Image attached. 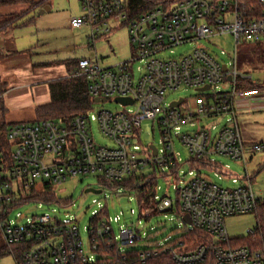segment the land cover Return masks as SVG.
<instances>
[{
	"label": "built area",
	"instance_id": "2783aa9c",
	"mask_svg": "<svg viewBox=\"0 0 264 264\" xmlns=\"http://www.w3.org/2000/svg\"><path fill=\"white\" fill-rule=\"evenodd\" d=\"M80 3L83 15L73 18L71 26L90 29V48L116 29L126 27L133 55L126 62L108 67L95 52L92 57L77 61L73 76L85 80L93 104L95 99H104L105 102L95 103L101 104L118 98L129 99L132 104L117 102L123 110L102 109L94 115H89L90 109L69 123L13 122L0 130V231L15 263L19 264L14 247L21 250V264H99L100 258L106 259L100 253L105 246L113 250V257L125 260L127 248L143 240L141 230L128 228L116 237L112 220L101 205L92 213L87 249L77 217L61 219L47 213L27 218L24 225H19L10 216L20 206L41 204L32 198L54 193V189L71 179L94 176L100 187L118 192L127 180L137 179L149 170L151 177L174 180L178 198H160L156 188L148 202L139 194L141 214L150 218L154 213L176 208L186 232L199 230L205 240L195 248L182 238L168 237L154 245L145 240L143 243L148 246L138 249L142 264L162 255L169 256L174 264H204L209 257L214 264H264L261 252L233 244L225 224L231 217L258 214L264 206V193L256 195L246 161L248 150L262 153L264 145H246L237 116L238 105L257 91L238 89L241 76L236 61L222 64L198 44L223 35L233 36L236 44L258 40L264 37V13L255 16V12L245 10V3L240 0H184L169 9L156 8L130 18L125 0ZM188 44L196 45L179 57L165 56ZM137 62L141 66L135 70ZM206 87L209 90L201 91ZM182 89L201 94L214 92L208 100H199L194 108L183 99L180 106H172L180 100L165 103L168 94ZM3 96L0 89V100ZM210 119L225 122L218 130L215 125L201 127ZM144 121H152L159 130L162 149L141 144ZM93 124L109 145L96 142ZM188 126L198 129L182 132ZM176 141L190 156L191 170L186 175L181 172L183 163L175 150ZM215 156L243 162L245 176L223 175V166L215 161ZM203 168L229 176L234 187H224L206 178ZM141 178L134 186L147 187L148 179ZM186 216L190 224L184 220ZM16 220H22V216Z\"/></svg>",
	"mask_w": 264,
	"mask_h": 264
},
{
	"label": "rangeland",
	"instance_id": "374dc122",
	"mask_svg": "<svg viewBox=\"0 0 264 264\" xmlns=\"http://www.w3.org/2000/svg\"><path fill=\"white\" fill-rule=\"evenodd\" d=\"M46 6L50 7V11L40 15L45 7L35 8L29 11L26 6L18 5L13 7L0 8V15L8 21H15L13 29L8 30L10 39V47H16L19 51L35 52L31 56L27 55L34 62L52 63L80 59H88L96 52L103 58V65L108 67L116 66L119 63L126 62L133 55V48L129 41V34L126 27L116 29L108 38L95 42L94 47L90 48L89 37L91 31L88 27L75 29L71 26L73 18L83 15L80 0H48ZM12 32V33H10ZM15 41V43H14ZM199 45L205 47L213 56H215L222 64L234 63L236 61V69L240 74L239 84L245 85L252 83L264 94V37L258 40L244 41L236 44L233 36L223 35L213 37L207 40H201ZM196 44H188L182 47L174 48L172 53L169 51L165 55L168 58L179 57L191 51ZM7 57V56H6ZM9 58V57H7ZM6 58V59H7ZM14 62L15 57L11 58ZM13 63V62H12ZM6 65V64H4ZM60 66V64H57ZM141 66L140 63L134 64L137 70ZM61 75L68 74L66 69L60 67ZM10 71V70H9ZM20 70H16L15 77L19 81L21 77ZM24 72V70H22ZM57 72V71H56ZM54 75L53 77L58 76ZM20 75V76H19ZM1 89V87H0ZM256 90V91H257ZM214 90H210L206 94H201L194 90L182 89L178 92L168 94L165 97V103L170 104L173 101L183 99L187 105L194 108L199 100L206 101ZM47 104V103H46ZM45 104L27 105L24 109H16L13 112L7 110L5 120L9 122H33L38 119L36 109ZM121 111L122 106L113 99L106 103L93 104L89 115L96 114L99 110ZM133 109V108H129ZM242 129L246 130L247 137L250 139L248 146L254 143L264 145V110L251 112L247 116ZM242 117V118H243ZM225 120L210 119L201 124V127L211 128L213 125L220 129ZM240 122H243L240 119ZM198 129L183 127L182 132H190ZM94 138L99 145H109L110 142L105 139L93 124ZM141 144L144 147L155 146L162 149L161 135L155 128L152 121H144L141 125ZM244 137V136H243ZM245 139V138H244ZM247 143V142H246ZM175 150L180 154L183 167L182 175L190 172L189 165L190 156L188 151L178 141L175 143ZM215 161L223 166V175L231 177L243 178L245 176V168L243 162H236L223 157H213ZM247 170L250 174H254L255 181L253 189L258 196H262L260 191L264 190V152L256 153L248 150L246 153ZM197 166V165H196ZM202 173L211 181L224 186L234 187L229 176L216 174L210 169H202ZM152 173L146 170L143 175L137 178H150ZM127 180V179H126ZM122 186L121 190L116 192L111 189L102 188L94 176L79 177L69 180L64 186L54 189V195L57 202H41L30 203L20 206L13 210L11 219L17 221L19 225H24L27 218L40 216L44 214L59 215L61 219L77 217L79 220L80 234L83 239L84 247H88V228L92 219V213L99 210L100 205L106 209L107 214L112 220V226L116 237H120L121 232L128 228L141 230L142 241L131 250L143 249L148 246L143 242L146 240L151 245L163 243L168 237L172 240L181 239L187 232V228L180 217L179 211L174 208L166 213H154L150 218H146L141 214V206L139 204V193L133 189L130 180ZM88 188L102 191L101 194H86ZM160 198L167 197L173 201L178 198L174 189V180H165L157 178L154 184V191ZM22 216V220L19 219ZM119 218V220H116ZM226 228L231 240H243L249 237L250 231L256 229L259 225L264 226V217L259 218L258 214H248L235 216L226 219ZM235 243V242H234ZM4 244L2 234L0 232V245ZM0 264H16L11 255H6L0 260Z\"/></svg>",
	"mask_w": 264,
	"mask_h": 264
},
{
	"label": "trees",
	"instance_id": "16d2710c",
	"mask_svg": "<svg viewBox=\"0 0 264 264\" xmlns=\"http://www.w3.org/2000/svg\"><path fill=\"white\" fill-rule=\"evenodd\" d=\"M184 0H125L126 11L130 18H137L138 16L145 14L156 8L169 9L171 6L178 4ZM245 3V10L248 12H255L254 15L259 17L264 13V0H240ZM48 4V0H0V8L13 7L18 5L26 6L29 11L35 8L44 7ZM14 21L0 20V32L10 27ZM68 71V77L52 81L48 84L50 91V102L39 106L36 109L38 119L35 122L45 120H55L58 122L69 123L76 115L84 113L92 108L93 101L88 93L87 84L83 78L74 77L76 72L77 61L72 60L66 62ZM240 90H254L257 88L254 84L249 83L245 85L238 84ZM2 90V87H1ZM3 91V90H2ZM4 92V91H3ZM7 109L4 106L3 99L0 100V130H3L8 125L5 120ZM148 179V185L144 188L136 187L134 184L143 180V178L131 179L130 184L133 189L138 191L141 195V199L145 202L149 201L150 193L154 192V184L157 177L153 176ZM145 180V179H144ZM32 200L37 202H57L56 196L53 192H48L34 196ZM258 217H264V206L260 207ZM1 232V231H0ZM186 244H190L193 248L201 245L205 240V235L199 231H193L186 233L182 237ZM235 246H247L258 252L264 254V226L259 225L253 230V234H249L247 239L243 240H232ZM235 242V243H234ZM15 251V256L19 264L21 250L17 247L12 248ZM140 250H131L125 252V260L122 257H113V250L107 246L102 247L100 253L106 256V259H99V264H142L138 259V252ZM6 255H10V248L4 243L0 245V260ZM123 256V255H121ZM145 264H174L171 258L167 255H162L157 258L149 260ZM204 264H214L212 257Z\"/></svg>",
	"mask_w": 264,
	"mask_h": 264
},
{
	"label": "crops",
	"instance_id": "0c3cea01",
	"mask_svg": "<svg viewBox=\"0 0 264 264\" xmlns=\"http://www.w3.org/2000/svg\"><path fill=\"white\" fill-rule=\"evenodd\" d=\"M3 17V15H0V20L9 19ZM14 23L6 30L0 32V85L2 87V90L4 91V106L7 110H10L8 115L10 114V112H13L16 109H24V107L27 105L32 106V104L35 103H49L51 96L48 84L52 81L68 77V74H62V76L59 75L62 71L57 69L63 67L67 71V67L65 64L66 62L72 61L69 59L68 61L57 63L34 62L31 58H28L27 55L31 56L32 54H35V52H22L19 51L15 46L13 48L10 47L11 45H9V40L13 37L11 35L8 36V30L13 29V27L15 26ZM6 56L9 58H7ZM12 57H15L18 60L14 62L11 59ZM58 63L60 64V66L57 65ZM16 70H20L19 73L21 77H19V81L15 80L17 79L15 77ZM22 70H24V72H22ZM57 74L58 76L53 77ZM262 110H264V94H262L260 90H257V94L254 95L251 99L238 105V122L242 138L245 143L247 142V146L250 143V139L249 137H247L246 130L242 129V125H244V122L246 121V118H244L243 116H247L251 112ZM240 119L243 122H240ZM7 122L13 123L9 121ZM249 175L251 184L253 186L255 176L254 174L250 173ZM260 193L262 195L264 193V190L260 191Z\"/></svg>",
	"mask_w": 264,
	"mask_h": 264
},
{
	"label": "water",
	"instance_id": "95a60500",
	"mask_svg": "<svg viewBox=\"0 0 264 264\" xmlns=\"http://www.w3.org/2000/svg\"><path fill=\"white\" fill-rule=\"evenodd\" d=\"M47 11H50V7H49V6H45V7L43 8V10L41 11L40 15L44 14V13L47 12ZM224 70H225V71L227 70L226 67H224ZM207 90H209V87H206L205 89H203V90H201V91H207ZM115 101H116V102L123 103V104H125V105H126V104H132V102H131L129 99H120V98H118V99H116ZM100 102H105V100H104V99H95V103H100ZM181 103H182V100H180V101L177 102V103L172 104V106H173V107H175V106H180ZM154 152H155V154H156V151H154ZM85 193H86V194H90V193H91V194L99 195V194L102 193V191H100V190H95V189H93V188H88V189L85 191ZM184 220L186 221V223L190 224V220H189L188 216H186Z\"/></svg>",
	"mask_w": 264,
	"mask_h": 264
}]
</instances>
